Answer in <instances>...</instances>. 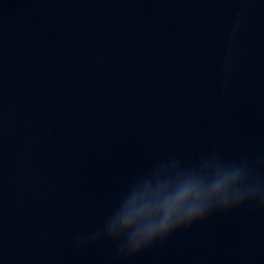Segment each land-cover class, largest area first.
<instances>
[{"label": "water", "instance_id": "1", "mask_svg": "<svg viewBox=\"0 0 264 264\" xmlns=\"http://www.w3.org/2000/svg\"><path fill=\"white\" fill-rule=\"evenodd\" d=\"M264 171V0H0V264H264V208L134 257L77 244L162 153Z\"/></svg>", "mask_w": 264, "mask_h": 264}, {"label": "clouds", "instance_id": "2", "mask_svg": "<svg viewBox=\"0 0 264 264\" xmlns=\"http://www.w3.org/2000/svg\"><path fill=\"white\" fill-rule=\"evenodd\" d=\"M264 208V171L246 156L228 158L211 148L194 159L158 155L111 204L103 221L77 244L108 239L121 256H137L218 213Z\"/></svg>", "mask_w": 264, "mask_h": 264}]
</instances>
